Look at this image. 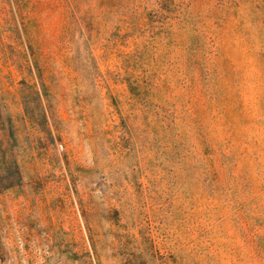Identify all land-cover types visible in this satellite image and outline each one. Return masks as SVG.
Here are the masks:
<instances>
[{
  "label": "rangeland",
  "instance_id": "374dc122",
  "mask_svg": "<svg viewBox=\"0 0 264 264\" xmlns=\"http://www.w3.org/2000/svg\"><path fill=\"white\" fill-rule=\"evenodd\" d=\"M0 264H264V0H0Z\"/></svg>",
  "mask_w": 264,
  "mask_h": 264
}]
</instances>
